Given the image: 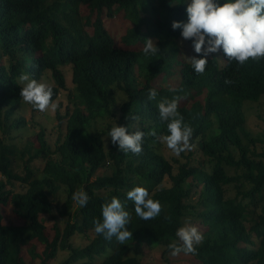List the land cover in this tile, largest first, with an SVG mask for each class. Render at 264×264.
Here are the masks:
<instances>
[{
  "label": "trees",
  "instance_id": "16d2710c",
  "mask_svg": "<svg viewBox=\"0 0 264 264\" xmlns=\"http://www.w3.org/2000/svg\"><path fill=\"white\" fill-rule=\"evenodd\" d=\"M185 2L0 0V130L7 133L0 135V173L5 177L0 178V264H26L25 247L42 264L63 249L68 256L61 264H143L129 255L133 243L166 244L170 250L177 229L193 218L205 237L191 254L200 264H264V152L256 150L258 138L244 129L245 106L264 95V59L241 66L221 51L210 54L205 72L197 74L189 55L180 53V30L171 27L173 20L187 19ZM82 6L90 11L85 18ZM114 11L124 24L119 42L103 21L107 13L115 16ZM148 37L158 44L156 56L142 51ZM67 66L76 94L74 106L66 111L64 138L54 149L43 129L22 148L8 141L10 132L25 124L24 118L11 120L22 100L19 76L53 79L54 99L66 88ZM168 74L177 75L179 82L157 86ZM152 88L158 92L155 100L148 99ZM176 96L184 123L194 130L195 145L180 157L167 156L158 139L168 133L157 104ZM93 121H108V132L115 124L144 131L142 154H125L111 139L106 144L102 134L92 132ZM153 130L156 136L148 134ZM39 158L45 162L41 170L31 167ZM104 168L111 172L99 174ZM15 181L24 189L7 188ZM233 184L237 196L228 197L226 186ZM135 186L147 188L161 203L155 219L136 215L126 195ZM81 189L89 196L85 207L72 199ZM114 196L131 216L126 227L132 238L124 244L94 232L93 221H102V205ZM55 197L57 202L64 197L59 209L63 225L53 213ZM7 207L15 220L6 219ZM76 235L89 241L76 246Z\"/></svg>",
  "mask_w": 264,
  "mask_h": 264
},
{
  "label": "clouds",
  "instance_id": "9594fccd",
  "mask_svg": "<svg viewBox=\"0 0 264 264\" xmlns=\"http://www.w3.org/2000/svg\"><path fill=\"white\" fill-rule=\"evenodd\" d=\"M185 4L187 19L173 20L171 27L180 30V46L184 41L192 42L196 55L189 56L188 60L197 74L205 72L210 54L221 51L229 62L235 61L241 66L249 60L264 59V0H186ZM170 6L175 5L170 3ZM142 51L146 56H156L160 49L156 41L148 37L145 38ZM225 83L231 81L225 80ZM19 85L23 102L32 105L39 112L58 107L53 102V88L49 84L22 73ZM169 90L176 91L175 88ZM157 95L156 88L149 89V100H155ZM179 100V96L163 98L157 104L160 119L167 122L168 133L158 139L176 157L195 147L191 143L194 130L184 123L178 110ZM148 134L156 136L155 130ZM144 136L145 132L139 128L129 131L128 125H113L108 132L112 144L117 145L119 151L137 156L143 152ZM126 195L134 202V210L139 218L147 221L160 215L162 205L151 197L147 188L135 186ZM72 199L75 204L85 207L89 196L81 189L73 193ZM166 219L170 221L171 217ZM130 220V213L125 210L120 199L114 196L110 202L102 205V221H93L94 232L103 234L109 241L115 237L118 243L124 244L132 238V232L126 227ZM175 235L178 239L172 240L168 245L173 256L182 252L195 254L197 246L205 239L198 226L189 220L177 229Z\"/></svg>",
  "mask_w": 264,
  "mask_h": 264
},
{
  "label": "rangeland",
  "instance_id": "374dc122",
  "mask_svg": "<svg viewBox=\"0 0 264 264\" xmlns=\"http://www.w3.org/2000/svg\"><path fill=\"white\" fill-rule=\"evenodd\" d=\"M82 17L85 18L87 15L90 14L88 7L82 6L81 8ZM116 14L113 17L108 16V13L103 16V21L106 29L111 34V36L116 40V42L120 41L122 37L124 24L122 23V18L118 15V12L114 11ZM93 14V13H92ZM181 36L178 39L177 43L179 45L180 53L184 57L195 55L194 49L192 47L191 41H184L183 45L180 46ZM189 56L187 58H189ZM50 74V72H49ZM51 75V74H50ZM43 81L50 86L55 85V81L51 78L49 79H42ZM174 82H179V77L177 75L168 74L160 79L157 80V86H170ZM65 84L66 88L62 89L57 98L53 99V102L58 105L57 108H49L46 112H39L38 110L34 109L32 105L26 104L23 100L16 105L14 108V112L12 115L11 120L14 118H24L25 124L20 128L13 129L10 134L8 135V141H12L13 143H17L19 147H23L27 144L28 139L31 141H36V136L40 132V130H44L45 138L48 145L51 149H54L58 140L64 138L66 132V111L71 109L74 106V94H76L75 85L72 81V70L71 67H66V76H65ZM245 112L247 116V123L244 127L253 137L258 138L257 143L255 144L256 150L258 152H264V95L258 102H249L245 106ZM2 120H5V115H1ZM61 117L62 122H61ZM65 117V118H63ZM108 121H93L91 124V130L94 134H102L106 144L109 143L110 137H108V129L106 128ZM117 125V124H115ZM6 132H2L0 130V135L7 136ZM261 140V141H259ZM163 151L167 156L171 155L170 150H166L163 147ZM197 157H200L197 154ZM45 165L43 159L39 158L36 159L31 163V167L35 169L41 170ZM19 172L23 174V170L19 169ZM111 170L108 168H104L100 171L99 174L110 173ZM230 174H235V171L231 169ZM0 178L5 180V177L2 176L0 173ZM165 182H169V177L165 178ZM249 186L244 185L242 186L243 189L247 190ZM7 188H12L14 191H20L24 189V186L21 182L15 181L13 184L8 185ZM227 196L228 197H236L237 196V188L233 185L226 186ZM241 188V189H242ZM53 202V213L57 220H61L60 225L64 224L61 215L59 214V209L62 207L64 197L60 200L61 202ZM193 199H197V195L192 196ZM241 198V195L239 196ZM5 217L7 220H15L14 216L11 217V208L7 207L5 209ZM193 224L197 225L198 228L201 230L202 225L198 219L193 218V220H189ZM248 223L247 226H249ZM51 224L49 225V227ZM201 226V228H200ZM93 233H88V238L92 239ZM89 239L85 236L76 235L73 239V243L76 246H84ZM166 244H155V245H148L146 243H133L132 249L129 252V255L139 257L143 264H200L199 259L195 255L191 254H184L183 252L179 255L173 256L171 255V250H166ZM30 247L24 248V260L26 264H42L43 260L41 257L35 256L33 257L32 254L29 252ZM35 251H40L41 248L34 249ZM68 256V251L63 249L59 251L57 257L53 259L49 264H61L63 260H65Z\"/></svg>",
  "mask_w": 264,
  "mask_h": 264
}]
</instances>
